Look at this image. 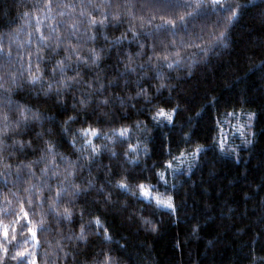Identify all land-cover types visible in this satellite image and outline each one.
<instances>
[{
	"label": "trees",
	"instance_id": "obj_1",
	"mask_svg": "<svg viewBox=\"0 0 264 264\" xmlns=\"http://www.w3.org/2000/svg\"><path fill=\"white\" fill-rule=\"evenodd\" d=\"M47 2L0 0V244L13 255L27 250L21 264H104L108 255L112 264H264V0H227L239 5L240 18L226 46L212 39L226 14L212 10L174 37L154 38L149 34L161 20L147 24L152 10L142 7L145 0H53L51 12ZM153 46L156 55L181 63L169 69L162 59L149 61ZM93 53L100 56L95 63ZM32 76L39 81L30 83ZM177 106L174 126L153 121L159 108ZM32 113L40 119L25 121ZM230 127L237 135L243 128L244 136L226 138ZM122 128L126 137L117 135ZM245 137L253 145L245 147ZM197 145L203 151L193 160L188 154ZM168 162L177 171L165 170ZM125 177L134 189L145 183L154 195L172 196L175 214L139 197L138 189L136 197L121 192L115 185ZM62 189L57 216L51 205ZM82 226L84 241L77 239ZM4 259L18 264L11 255Z\"/></svg>",
	"mask_w": 264,
	"mask_h": 264
},
{
	"label": "snow or ice",
	"instance_id": "obj_2",
	"mask_svg": "<svg viewBox=\"0 0 264 264\" xmlns=\"http://www.w3.org/2000/svg\"><path fill=\"white\" fill-rule=\"evenodd\" d=\"M62 5H57V7H60ZM107 7H111V4H107ZM43 7L45 9H47L48 12H51L53 9V0H48L47 3H45L43 5ZM142 7L144 8H148L152 10V15L147 17V24L148 25H152L153 21L157 18V15H159V19L161 20V23L156 24L155 25V32L154 33H150L149 35H152L154 38L158 37L159 35L162 34H167V35H171V36H175L177 29L181 28V27H186L188 24H193L195 25V22L198 18H200L201 16L206 14V10H212L213 12H217L221 15L226 14V19L224 22V26H223V31L220 32L219 36H213L212 39L219 44H224L226 46V39H227V34L229 29L231 28L232 25H234L236 22H238L239 18H240V13L238 11L239 9V5L237 4L235 7H233L230 3L227 2V0H145L144 4L142 5ZM222 10V11H221ZM60 15H64V13H60ZM81 15H84V13L82 12ZM45 18L49 19L50 17L47 16V14H45ZM107 15H105L103 17V19L100 20V24H104L105 20L107 19ZM112 19L115 20H119L120 16L119 14L114 15L112 17ZM144 18H142L143 20ZM42 23L41 20H37V25H40ZM90 23L92 26H95L97 21L95 19H91ZM131 31V29H129ZM36 31L39 32L40 31V27L37 26ZM53 32H56V29L53 28L52 29ZM133 36L135 37L137 35L136 32L132 33ZM126 38V37H124ZM46 38L41 35L40 36V41L43 42ZM198 40H203L202 36H197ZM119 42V41H117ZM60 41L58 40V45H59ZM161 45L167 49L168 45L164 42L161 41L160 42ZM173 48H175V41H173L172 44ZM190 46H194L197 48H201V45L198 43L193 42ZM141 48H144V45L140 46ZM209 47L211 48L212 45H209ZM4 54V49L3 47H0V55ZM176 56H179L180 53L179 51H176L174 53ZM205 56H207V51H204ZM8 59L5 60V63H11L10 57H11V52H8L7 54ZM78 60L80 59L79 56L76 57ZM153 58H155L156 61H161V59L164 62H167L166 66L169 69H172L175 65H179L181 63L180 60H176L174 62H170L169 61V55H156V50H155V46H153V55L148 56V60L152 61ZM92 62L95 63L96 61H98L100 59V56L96 53H93L92 55ZM58 67H60L61 72H63V64L62 62L59 63L57 65ZM128 71H134V69L129 68ZM189 74H191V66H189ZM40 77L38 76H32L30 79V83H37L39 81ZM61 83H63V81H61ZM165 84H161V88L165 87ZM52 86L48 85V88L45 92V95L48 94V92L51 91ZM59 91V90H58ZM140 93H138L139 95ZM102 104H107V100L101 101ZM88 102L86 100H81V106L82 107H87ZM179 111V106L172 108L170 112L165 111L164 108H159L158 111L156 112V114L152 117L153 121L155 123L159 124H163L166 123L169 126H174L175 124V120L174 117L175 115L178 113ZM199 113H197L198 115ZM39 120V114L38 113H32L31 116H24V120L28 121V120ZM69 119H74V117H70ZM254 119V114H250L248 116V120L251 121ZM19 124V122H18ZM65 125H67V121L65 122ZM137 127H139V125H137ZM250 127V125H249ZM65 131H67V127L65 126ZM85 133H87L88 135L92 136V137H96L99 135V132L96 129H84L83 130ZM241 135L244 136V130L243 128L240 129ZM129 133V129L128 128H122L117 135H119L120 137H126ZM189 138L186 136L185 140L187 141ZM87 143L91 144L92 141L88 140L86 141ZM46 145H50L49 141L45 142ZM243 143L245 147H249L251 145H253L254 141L252 139H248L247 137H245L243 139ZM31 146V145H29ZM24 145H21V148H23ZM219 148L220 151L223 153L226 151V146L224 143L223 138L220 140L219 142ZM93 153H95L97 151L96 148L92 149ZM146 151V149H145ZM203 151L202 147L197 145L196 148L194 149V151H192L190 155L193 160H195V158H197L200 153ZM232 153H235V149L231 150ZM46 153L47 154H53V147L52 146H48L46 149ZM186 155V153H181V157H179V159H182L184 156ZM238 155V154H237ZM112 156L115 157L116 156V152H112ZM43 159V157H42ZM129 163H136V161L131 160L129 161ZM27 167V165H26ZM189 167H192V165L190 164ZM165 170L168 169H172L173 171H177V169L173 168V164L171 162H168L167 164L164 165ZM45 173L48 172V169L45 168L43 170ZM157 175L159 176V178L164 181L165 183L167 182L165 179V174L164 172H160L157 173ZM74 191H73V195L74 196H78L81 192V188L79 185H73L72 186ZM115 187L117 189H119L121 192L123 193H130L132 196L136 197L137 196V189L139 192V197H142L144 200L146 201H154L155 205L157 208H164L169 210L172 214H175L176 212V206L174 204L173 198L172 196H164L163 194H153V189L152 186L149 184H145V183H140L136 186V188L134 189L132 186H130L127 183V178H122L120 181H118L115 185ZM64 190L62 189L61 191H58L56 194V198L53 200V205H51L53 211L55 212V214L57 216L61 215V212L58 210L57 207V201L59 200V197L61 196V193ZM101 192H103V189H100ZM110 193L108 196L105 197V200H108L110 202ZM21 211L23 212V205H21ZM63 217L66 220H71L72 219V212L70 211L69 208L65 207L63 209ZM25 220L28 219V214L25 212L24 213V217ZM95 223L97 224V226H100V220L99 218H97L95 220ZM143 223L145 225H151V221L148 220H144ZM15 230H13L14 232ZM28 231L31 233L33 239L35 240L36 238V232L32 229L29 228ZM151 231L155 232L156 228L154 225H151ZM81 234L77 237V239L84 241L87 239L86 235H85V229L82 226L80 229ZM3 236L5 238V240H8V231L5 229L3 230ZM16 237L15 235H13L11 237L12 240H14ZM104 239L110 240L111 236L110 234L105 230L104 232ZM0 252L3 253V256H0V264H5V257H8L9 255H11V259L12 260H16L18 262V264H21V262L25 261L27 259V255H29V253H27V250L24 251H17L15 252V254H11V250L6 247L4 244H0ZM27 264H36L35 259L29 260L27 262ZM104 264H112V257L110 255L106 256L105 258V262Z\"/></svg>",
	"mask_w": 264,
	"mask_h": 264
},
{
	"label": "rangeland",
	"instance_id": "obj_3",
	"mask_svg": "<svg viewBox=\"0 0 264 264\" xmlns=\"http://www.w3.org/2000/svg\"><path fill=\"white\" fill-rule=\"evenodd\" d=\"M228 135H236L237 137H240V132H239V134L237 135L236 134V130L235 131H233V127H230V128H228L227 129V132H226V138H229V137H227ZM225 138V139H226ZM154 202V201H153ZM155 203V202H154ZM162 209H164V208H162ZM166 210V209H165Z\"/></svg>",
	"mask_w": 264,
	"mask_h": 264
}]
</instances>
